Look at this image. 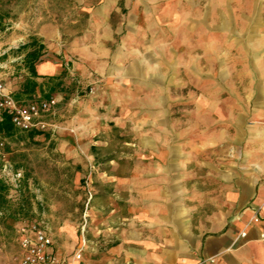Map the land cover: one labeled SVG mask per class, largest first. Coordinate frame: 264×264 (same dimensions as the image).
<instances>
[{"label":"crops","instance_id":"crops-1","mask_svg":"<svg viewBox=\"0 0 264 264\" xmlns=\"http://www.w3.org/2000/svg\"><path fill=\"white\" fill-rule=\"evenodd\" d=\"M75 1L81 34L54 44L50 23L32 39L31 100L51 78L95 84L64 142L96 166L77 264H264V0ZM203 15L202 34L185 18Z\"/></svg>","mask_w":264,"mask_h":264},{"label":"rangeland","instance_id":"rangeland-1","mask_svg":"<svg viewBox=\"0 0 264 264\" xmlns=\"http://www.w3.org/2000/svg\"><path fill=\"white\" fill-rule=\"evenodd\" d=\"M86 8L89 9L88 4L80 6L75 0H0V64L8 65L7 56L16 58L25 54L22 48L33 38L44 40L35 34L50 23L59 28L62 37L56 36L49 41L68 43L88 26ZM222 20L216 17L218 25ZM185 21L200 26L203 34L214 18L203 15L185 18ZM5 53L8 55H3ZM5 65L0 67L1 78L12 88L17 87L16 92H19L28 78L25 64H9L10 68ZM79 80V85L73 81L56 85L53 93L45 88L32 98L39 100L54 95L58 100L54 110L44 118L49 124L46 131L34 136L19 130L1 135L5 145L0 159V264H17L19 229L26 224L39 223L45 227L63 255L71 252L80 239V225L89 193L94 197L96 166L95 161L72 160L64 150L65 138L75 127L72 120L81 107L82 97L93 93L90 88L95 90V84H88L86 79ZM191 88V84L185 86L186 90ZM22 98L31 100L27 95ZM74 99L76 102L71 107L70 101ZM17 172L22 173L20 181L16 179ZM70 229L78 234L77 239L70 234ZM80 247L81 244L76 251ZM92 259L97 261L96 256Z\"/></svg>","mask_w":264,"mask_h":264},{"label":"built area","instance_id":"built-area-1","mask_svg":"<svg viewBox=\"0 0 264 264\" xmlns=\"http://www.w3.org/2000/svg\"><path fill=\"white\" fill-rule=\"evenodd\" d=\"M3 55L8 54L5 53ZM7 57L8 65H23L24 57L21 55L16 58ZM3 65L5 64H0V67H4ZM8 65H5V67H9ZM15 66L13 70L16 73L17 68ZM72 81L78 85L81 83L74 76H72ZM90 92H93V88H90ZM57 103L58 100L54 95H51L49 98H39V100L17 99L8 89L7 83L0 76V122L7 115L11 118L12 125L16 130L23 132L46 131L49 128V124L44 118L54 110ZM4 145L5 142L0 134V159L3 155L1 151ZM15 175L16 179L20 181L22 173L17 172ZM92 199L93 194L89 193L80 225L82 245L71 260L57 253L54 239L45 227L39 223H31L23 225L19 229L20 257L17 260V264H77V262L81 261L87 244L86 234L90 223L89 210ZM255 221H259V219L256 218ZM241 236H246V233H241ZM197 264H217V261L215 258H207L200 260Z\"/></svg>","mask_w":264,"mask_h":264},{"label":"trees","instance_id":"trees-1","mask_svg":"<svg viewBox=\"0 0 264 264\" xmlns=\"http://www.w3.org/2000/svg\"><path fill=\"white\" fill-rule=\"evenodd\" d=\"M22 49L26 51L24 64H25L27 71L30 73V77H28L25 80L22 86V89L15 96L17 99H20L23 95L32 97V95L36 92V89L39 86V84L35 80L38 77L35 64L36 62L40 60L44 46L40 45L36 40H32V42L29 45L24 46ZM51 80H53L54 82L49 87H50V92L53 93L54 91H56V88H57L56 85H63V84L61 81H59V78H51ZM50 96L51 95H47L45 96V98H49ZM14 130L16 129L12 125L11 118L5 115L3 117V121L0 122V134L1 135L10 134ZM41 133H42L41 131L31 132L32 136H34L35 134H41Z\"/></svg>","mask_w":264,"mask_h":264}]
</instances>
